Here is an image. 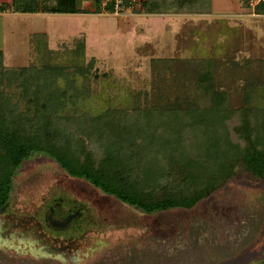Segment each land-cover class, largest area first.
Segmentation results:
<instances>
[{
	"label": "rangeland",
	"instance_id": "obj_1",
	"mask_svg": "<svg viewBox=\"0 0 264 264\" xmlns=\"http://www.w3.org/2000/svg\"><path fill=\"white\" fill-rule=\"evenodd\" d=\"M76 1L90 12L0 13V50L6 68L39 62L36 33L47 35L48 47L63 61L78 39L85 41L86 60L95 58L98 78H92L89 92L78 96L69 88L68 113L82 108L97 115L122 108L127 113L121 123L128 126L138 121L136 108L203 104L184 71L195 70L207 60H212L214 76L227 91L230 107L241 106L240 88L246 79L264 78V14L255 10L264 0H211L209 10L205 6L193 13H147L140 9L142 0H134L123 12H106L111 0H103L102 12H95L96 0ZM153 58L176 62L159 65V74ZM82 83L78 79L75 84ZM5 89L20 91L14 86ZM156 129L161 133V128ZM124 144L129 147V141ZM103 147L102 140L90 144L99 155ZM58 201L64 214L85 210L84 220H77L83 230L79 228L69 247L77 252L75 258L53 249L38 250L36 224L25 231L15 224L18 219L5 223L6 213L0 212V264H257L264 259V180L246 172L192 208L148 215L87 180L70 176L55 161H26L13 185L14 211L30 215Z\"/></svg>",
	"mask_w": 264,
	"mask_h": 264
},
{
	"label": "trees",
	"instance_id": "obj_2",
	"mask_svg": "<svg viewBox=\"0 0 264 264\" xmlns=\"http://www.w3.org/2000/svg\"><path fill=\"white\" fill-rule=\"evenodd\" d=\"M102 1L96 0L95 12H102ZM122 2L120 12L134 0ZM140 5L147 13H193L205 6L209 10L211 0H142ZM104 8L114 12L115 2ZM7 9L15 13L90 12L79 8L76 0L0 4V12ZM255 10L264 14V1ZM34 39L40 56L37 64L6 68L0 50V209L10 203L17 172L34 159L55 161L70 176L85 179L148 215L192 208L241 172L264 180V78L246 79L240 88L241 106L230 107L227 91L214 76L212 60H207L195 70L184 71L203 104L136 108L138 121L124 126L121 118L127 110L122 108L97 115L82 108L68 113L69 88L78 96L89 92L92 78H98L95 58L86 60L84 40L78 39L63 61L48 47L46 34L36 33ZM188 61L183 62L185 68ZM167 62L176 60L152 59L159 74ZM78 79L83 82L79 87ZM5 86L18 88L19 94L7 92ZM93 140L104 142L102 155L90 148ZM257 264H264V259Z\"/></svg>",
	"mask_w": 264,
	"mask_h": 264
},
{
	"label": "flooded vegetation",
	"instance_id": "obj_3",
	"mask_svg": "<svg viewBox=\"0 0 264 264\" xmlns=\"http://www.w3.org/2000/svg\"><path fill=\"white\" fill-rule=\"evenodd\" d=\"M12 200L13 193L10 203L4 208L0 209L1 213H6L5 215L7 216V218L5 219V223H10V221H12V223L14 224V222L18 219L19 223L17 220V223L15 224L25 227V231L29 230L27 226H34V224H36L37 228L39 229V241L41 243L39 244L41 246L38 248V250L40 249V251L45 250L46 252H49L51 249H53L61 254H66L70 257L75 258L77 252L74 251L75 249H69V247L73 246V239L77 237V234L75 233H79V228L80 230H83L81 225L77 223V220L80 217L84 220V207L78 208V213H76L77 211H72L64 214L62 211V207L60 208L62 202L58 201L56 205L50 206V209L47 208L49 205L48 204L46 206H41L34 211L32 210L33 214L28 215L27 212L24 211H14L11 203ZM91 216L92 215H89V217ZM27 217H31L32 219H27ZM31 221L33 223L29 225L28 223ZM1 232H3V228H0V235ZM49 237L51 239H49Z\"/></svg>",
	"mask_w": 264,
	"mask_h": 264
},
{
	"label": "built area",
	"instance_id": "obj_4",
	"mask_svg": "<svg viewBox=\"0 0 264 264\" xmlns=\"http://www.w3.org/2000/svg\"><path fill=\"white\" fill-rule=\"evenodd\" d=\"M115 2L116 11H119L120 7L122 6V0H113Z\"/></svg>",
	"mask_w": 264,
	"mask_h": 264
},
{
	"label": "crops",
	"instance_id": "obj_5",
	"mask_svg": "<svg viewBox=\"0 0 264 264\" xmlns=\"http://www.w3.org/2000/svg\"><path fill=\"white\" fill-rule=\"evenodd\" d=\"M85 2V1H84ZM92 2V1H91ZM1 3H3V2H1L0 1V4ZM4 3H7V2H4ZM95 5V4H94ZM79 7H81V8H83V6H79ZM8 11H11L10 9H7L6 11H4V12H0L1 14H5V13H7ZM12 12V11H11Z\"/></svg>",
	"mask_w": 264,
	"mask_h": 264
}]
</instances>
